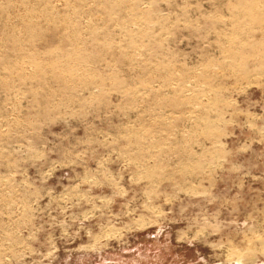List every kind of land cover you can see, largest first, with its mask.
<instances>
[{
  "label": "rangeland",
  "instance_id": "1",
  "mask_svg": "<svg viewBox=\"0 0 264 264\" xmlns=\"http://www.w3.org/2000/svg\"><path fill=\"white\" fill-rule=\"evenodd\" d=\"M0 264H264V0H0Z\"/></svg>",
  "mask_w": 264,
  "mask_h": 264
}]
</instances>
